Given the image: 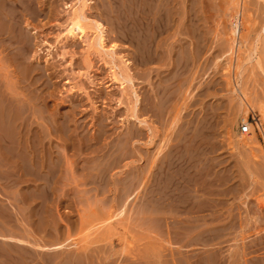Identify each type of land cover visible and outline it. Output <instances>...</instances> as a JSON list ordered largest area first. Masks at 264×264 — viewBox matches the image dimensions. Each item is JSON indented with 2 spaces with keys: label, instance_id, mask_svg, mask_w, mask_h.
Masks as SVG:
<instances>
[{
  "label": "rangeland",
  "instance_id": "rangeland-1",
  "mask_svg": "<svg viewBox=\"0 0 264 264\" xmlns=\"http://www.w3.org/2000/svg\"><path fill=\"white\" fill-rule=\"evenodd\" d=\"M176 1L195 26L178 16L147 51L144 0H86L84 37L65 28L81 0L15 1L17 35H0V264H264V0ZM95 21L107 49L90 47Z\"/></svg>",
  "mask_w": 264,
  "mask_h": 264
},
{
  "label": "bare ground",
  "instance_id": "bare-ground-1",
  "mask_svg": "<svg viewBox=\"0 0 264 264\" xmlns=\"http://www.w3.org/2000/svg\"><path fill=\"white\" fill-rule=\"evenodd\" d=\"M15 1H17V0H0V14H1V10H7L8 11V14L6 15V18H5V22H7V24L6 25H8V22H9V25H8V27H7V29H5L4 27V25L5 24H3L2 22H0L2 25H3V30H6L5 31V33L4 32H0V35H3V34H12V36L14 35L13 33H15L14 32V27H15V25H16V27H17V22L18 21H21V17H20V15H18L19 16V19L16 17V13L15 12H17L18 10H17V8H15ZM22 1V0H21ZM26 1V0H25ZM28 1V0H27ZM30 1V0H29ZM31 1H33V0H31ZM77 1H79V0H77ZM18 2H20V1H18ZM81 2H82V7L81 8H79V9H76L75 8V5L74 6H72V8H73V11H72V13H71V15L69 16V21H68V24H67V27H65L66 28V31H67V35H68V37H69V35H76V33L78 34H80V37H84V36H86L87 35V31H86V29H87V26H86V20H87V16H85L84 15V13L82 12V10H83V8L85 7V6H87V4H86V0H81ZM129 2V1H128ZM176 2H178V1H176V0H144V7L142 8V17H141V23H142V28H139V29H141L142 30V37H143V39H144V48L146 49V51L147 50H149V49H151L152 48V45H153V34H155V35H157V34H159V33H161V32H163V29H162V31H160V29L161 28H164V26L165 25H168L170 22H172V23H174L175 21H176V19H177V17L178 16H180V22H179V24L181 25V31L182 32H184L183 30H184V28H186V27H188V28H191V26H195L194 25V23H195V16H194V12H192V10H191V8H189V7H184V5H183V9H181V12L179 13L178 11H177V9H176ZM21 3V2H20ZM24 3V2H23ZM29 2H27L26 3V5L28 4ZM33 3V2H32ZM33 4H35V2L33 3ZM75 4V3H74ZM78 4H80V3H78ZM181 4H183V2L181 3ZM207 4V3H206ZM239 4V3H238ZM23 5V4H22ZM25 5V4H24ZM125 5V4H124ZM130 5V4H129ZM186 5V4H185ZM18 6V5H17ZM28 6L30 7L31 5L30 4H28ZM33 6V5H32ZM31 6V7H32ZM181 6V5H180ZM198 6V5H197ZM202 6V5H201ZM28 7V8H29ZM30 7V8H31ZM80 7V6H79ZM120 8H122V7H120ZM194 8H196V7H194ZM16 9V10H15ZM130 9V8H129ZM135 9V8H134ZM202 9V8H201ZM25 10V9H24ZM238 10H239V7H238ZM32 11V10H31ZM132 11V10H131ZM135 11V10H134ZM136 12V11H135ZM135 12H134V14H135ZM239 12V11H238ZM237 12V13H238ZM3 13V12H2ZM231 13V12H230ZM138 14V13H137ZM136 14V15H137ZM180 14V15H179ZM139 15V14H138ZM204 15H206V14H204ZM131 16V15H130ZM133 16H135V15H133ZM236 16V15H235ZM241 16V15H240ZM4 17V16H3ZM136 17V16H135ZM138 17V16H137ZM136 17V18H137ZM0 18H2L1 16H0ZM29 18V17H28ZM176 18V19H175ZM235 18V17H234ZM90 19V18H89ZM199 20V19H198ZM122 21V20H121ZM137 20H135V22H136ZM207 21V20H206ZM16 22V23H15ZM88 22V21H87ZM128 22V21H127ZM200 21H198V23H199ZM28 23V22H27ZM67 23V22H66ZM134 23V22H133ZM139 23V25H140V22H138ZM197 23V25H199ZM240 23V22H239ZM246 23V22H245ZM26 24V23H25ZM30 24V23H29ZM90 24V23H89ZM176 24V23H175ZM174 24V26L173 27H175L176 25ZM237 24V23H236ZM2 25H1V27H2ZM92 25V24H91ZM138 25V26H139ZM233 25V24H232ZM240 26V25H239ZM235 28H237L236 26H234ZM182 28H183V30H182ZM201 28V27H200ZM235 28H233V31H234V29ZM1 29V28H0ZM91 29H93V36H91V39H92V42H93V44L94 45H90V47L93 49V48H96L95 46H97L96 44H98V47L100 46L101 47V49L102 50H104V49H107V47H106V45H105V40H106V36H105V27L101 24V22H99V21H95V23L92 25V28ZM18 30V29H17ZM129 30V29H128ZM20 31V30H19ZM92 31V30H91ZM137 31H139V30H137ZM160 31V32H159ZM197 31H199V30H197ZM236 32H237V30H235ZM234 31V33L236 34V32ZM166 32V31H165ZM194 32H195V28H194V30L193 29H191V30H189L188 31V33H189V35L191 36V37H194V39H196V40H199V37L200 36H195V34H194ZM239 32V31H238ZM19 33V32H18ZM22 33V32H21ZM21 33H20V35H21ZM178 33H180V31H178L177 33H175L173 36L175 37V36H177L178 35ZM27 34V33H26ZM165 34V33H164ZM197 34V33H196ZM202 34H203V32H202ZM234 34V35H235ZM238 34V33H237ZM16 35H17V32H16ZM19 35V36H20ZM181 35V34H180ZM186 35L188 36V34H187V32H186ZM243 35V34H242ZM26 36V35H25ZM70 36V37H71ZM203 36V35H202ZM4 37V36H3ZM11 36H9L8 38H10ZM14 37V36H13ZM17 37V36H16ZM20 37H22V36H20ZM190 37V38H191ZM204 37V36H203ZM238 37H239V35H238ZM7 38V39H8ZM24 38V37H23ZM136 38V37H135ZM141 38V37H140ZM235 38H236V36H235ZM235 38H234V41H235ZM6 39V40H7ZM26 39H27V36H26ZM139 39V38H138ZM159 39V38H158ZM174 39V38H173ZM238 39V38H237ZM236 39V40H237ZM10 40H11V38H10ZM28 40V39H27ZM30 40V39H29ZM89 40H90V38H89ZM137 40V39H136ZM142 40V39H141ZM170 40V39H169ZM172 40V39H171ZM205 40V39H204ZM1 41H2V39L0 40V43H1ZM23 41V40H22ZM22 41L20 42V40L18 39V38H14L12 41H11V45H20V44H22ZM138 41V40H137ZM137 41H135L136 43H137ZM238 41V40H237ZM25 42H27V41H25ZM90 42H91V40H90ZM205 42V41H204ZM6 43V45H7V43H9L8 42V40L5 42ZM89 43V42H88ZM141 43H142V41H141ZM156 43V42H155ZM234 43V42H233ZM3 44V43H2ZM139 44V43H138ZM1 45V44H0ZM4 45V44H3ZM24 45V44H23ZM25 45H26V43H25ZM24 45V46H25ZM142 45H143V43H142ZM23 46V48L22 49H24L25 47ZM140 46H141V44H140ZM154 46V45H153ZM7 47V46H6ZM13 47H15V46H13ZM18 47V46H17ZM88 47V46H87ZM90 47H89V51H90ZM110 47V46H109ZM114 46H111L110 47V49L111 48H113ZM142 47V48H143ZM155 47V50H156V45L154 46ZM8 48V47H7ZM6 48V49H7ZM10 48V47H9ZM9 48H8V50H9ZM11 49V48H10ZM16 49V48H15ZM26 49V48H25ZM25 49L24 50H22V51H24L25 52ZM91 49V50H92ZM109 49V48H108ZM140 49V48H139ZM153 49V48H152ZM13 49H11L10 51H12ZM96 50V49H95ZM19 51V50H18ZM28 51V50H27ZM88 51V52H89ZM101 51V50H100ZM113 51V50H112ZM142 51V50H141ZM145 51V50H144ZM151 51H153V50H151ZM20 52V51H19ZM24 52H22V53H24ZM12 52H10L9 54H11ZM27 53V52H26ZM25 53V54H26ZM105 53V52H104ZM150 53V52H149ZM152 53V52H151ZM157 53V52H156ZM25 54H24V56H25ZM108 54V53H107ZM139 54V53H138ZM141 54H142V52H141ZM145 54V53H144ZM144 54H142V55H144ZM186 54V53H185ZM146 55V54H145ZM144 55V56H145ZM148 56L149 55H151V54H147ZM88 56V55H87ZM90 56V55H89ZM88 56V57H89ZM109 56V55H108ZM154 56V55H153ZM158 56V55H157ZM147 57V56H146ZM14 58V57H13ZM25 58V57H24ZM155 58V57H154ZM157 58V57H156ZM12 59V58H11ZM146 59H149V58H146ZM113 60V59H112ZM140 60V59H139ZM149 60H151V58L149 59ZM148 60V61H149ZM12 61V60H11ZM24 61V60H23ZM16 62V61H15ZM21 62H22V60H21ZM183 62H185V61H183ZM13 63V62H12ZM145 63V62H144ZM154 63V62H153ZM21 64V63H20ZM116 65V64H115ZM144 65V64H143ZM181 66V65H180ZM33 67V66H32ZM112 67H113V64H112ZM111 67V68H112ZM119 68H120V66H118ZM25 68V67H24ZM35 70H37V69H39V68H37L36 69V66H34L33 67ZM32 68V69H33ZM110 68V69H111ZM30 69V68H29ZM33 69V70H34ZM113 69V68H112ZM26 71H27V68L25 69ZM45 70V69H44ZM120 70H122V69H120ZM26 71H25V74L24 75H26ZM31 70H29V72H30ZM40 71V70H39ZM111 71H113V70H111ZM126 71H128V70H126ZM28 72V71H27ZM28 72V73H29ZM37 72V71H36ZM32 73V72H31ZM120 73V72H119ZM8 74V73H7ZM38 74V73H37ZM116 73H114V75H115ZM122 74V73H121ZM2 75V74H1ZM119 75V74H118ZM41 76V75H40ZM112 76V75H111ZM131 76V75H130ZM25 77V76H24ZM36 77V76H35ZM113 78V77H112ZM114 78L116 79V81H115V83L118 81V78L116 77V76H114ZM170 79V78H169ZM6 81V80H5ZM8 81H11V80H8ZM26 82V81H25ZM120 82V81H119ZM9 82H7V84H8ZM11 83V82H10ZM9 83V84H10ZM12 83H14V82H12ZM38 83V82H37ZM124 83V82H123ZM5 84V83H4ZM15 84V83H14ZM14 84H12V85H14ZM122 84V83H121ZM170 84V83H169ZM6 85V84H5ZM9 85H7V87H5V90H4V92L6 91L7 93L10 91L11 93L12 92H17V93H15L14 95H16V94H18V91H16L17 90V88L15 87V91H11L10 89V87H8ZM16 86V85H15ZM6 88H8V89H6ZM2 90V91H3ZM3 92V93H4ZM10 92H9V95H10ZM19 93H22V92H19ZM4 94H6V93H4ZM14 95H12V96H14ZM19 95V94H18ZM18 95H16V96H18ZM1 96H2V94H1ZM8 96V95H7ZM12 96H11V98H9L10 100L12 99ZM15 97V96H14ZM2 98H4V96L2 97ZM2 98H1V100H2ZM6 99H8V97L6 98ZM9 99H8V101H9ZM14 99V98H13ZM16 99V98H15ZM138 99V98H137ZM5 102H7V100H4ZM17 101H19V100H17ZM16 101V102H17ZM29 101H30V99H29ZM136 101V100H135ZM147 101H149V100H146V102ZM13 102V101H12ZM15 102V103H16ZM35 102V101H34ZM38 102V101H37ZM137 102V101H136ZM136 102H135V104H136ZM22 103V102H21ZM36 103V102H35ZM33 104V103H32ZM133 104V103H132ZM19 105H21L20 103H19ZM19 105H17L18 107H19ZM33 105H35V104H33ZM36 105H38L39 106V104H36ZM46 105H48V104H46ZM2 106V105H1ZM7 106V105H6ZM12 106V105H11ZM13 106H14V104H13ZM22 106V105H21ZM9 107V106H8ZM7 107V108H8ZM134 107V106H133ZM132 107V108H133ZM10 108V107H9ZM22 108V107H21ZM21 108H19V109H21ZM24 108L26 109V107L24 106ZM39 108H40V106H39ZM45 108H43V110H44ZM5 110H6V108H5ZM11 110V109H10ZM22 110V109H21ZM98 110V109H97ZM132 110V109H131ZM133 110L134 111H136L135 110V107L133 108ZM12 111V110H11ZM22 111H25V110H22ZM32 111V110H31ZM36 111V110H35ZM45 111V110H44ZM128 111H130V109L128 110ZM2 112V111H1ZM0 112V113H1ZM14 112V111H13ZM26 113L28 112V111H25ZM24 112V113H25ZM37 112V111H36ZM46 112V111H45ZM6 113V112H5ZM23 113V114H24ZM28 113H30V110H29V112ZM42 114H43V112H41ZM71 113V112H70ZM2 114H3V112H2ZM2 114H0V115H2ZM31 114V116L30 117H34L35 115H33V114H35L34 112L33 113H30ZM58 114V113H57ZM65 114V113H64ZM136 114V113H135ZM135 114H133V116L135 115ZM5 115V114H4ZM11 115H13L12 114V112H11ZM18 115V114H17ZM25 115V114H24ZM56 115V114H55ZM63 115V114H62ZM131 115V114H130ZM28 116V115H27ZM3 116H0V118H1V120L3 121V119L6 117H3ZM44 117V116H43ZM59 117V116H58ZM134 117H136V116H134ZM35 118V117H34ZM55 118V117H54ZM60 118V117H59ZM58 118V119H59ZM65 118V117H64ZM68 118V117H67ZM131 118V117H130ZM9 119V118H8ZM23 119V118H22ZM30 119H32V118H30ZM30 119H28L29 121H30ZM134 119V118H133ZM136 119V118H135ZM5 120V119H4ZM25 120V119H24ZM35 121H36V119H34ZM13 121V120H12ZM18 121V120H17ZM43 121V120H42ZM136 121H138L139 123H143V122H145V121H142L141 119H139V120H136ZM5 122H7L6 120H5ZM20 122V121H19ZM38 122V121H37ZM45 122V121H44ZM51 122V121H50ZM55 122V121H54ZM104 122V121H103ZM3 123V122H2ZM29 123V122H28ZM31 123V122H30ZM34 123V122H33ZM46 123V122H45ZM56 123V122H55ZM54 123V124H55ZM65 123V122H64ZM10 124V123H9ZM16 124V123H15ZM53 124V123H52ZM60 124H61V122H60ZM63 124V123H62ZM99 124V123H98ZM20 125H21V123H20ZM19 125V126H20ZM24 125H25V123H24ZM37 125H39V124H37ZM41 125V124H40ZM143 125V124H142ZM4 126V125H3ZM15 126V125H14ZM30 126V125H29ZM42 126V125H41ZM57 126H59V125H57ZM62 125H60V127H61ZM72 126V125H71ZM103 126V125H102ZM106 126V125H105ZM10 127H11V125H10ZM16 127V126H15ZM42 127H44V126H42ZM17 128V127H16ZM21 128V127H20ZM25 128V130H26V127H24ZM24 128H23V130H24ZM63 126L60 128L61 130H62V133H64L63 132ZM22 129V128H21ZM20 129V130H21ZM67 129V128H66ZM65 129V127H64V130H66ZM78 129V128H77ZM6 130V129H5ZM13 131H14V129H12ZM12 130H11V132H12ZM32 130V129H31ZM35 130H37V128L35 129ZM34 129H33V131H35ZM8 131V130H7ZM6 131V133H8V134H10V132H7ZM30 131V130H29ZM28 131V132H29ZM33 131H31V132H33ZM50 131V130H49ZM92 131V130H91ZM105 131V130H104ZM18 132V131H17ZM20 132V131H19ZM30 132V133H31ZM57 132V131H56ZM101 132H103V131H101ZM107 132V131H106ZM21 133H24V136H25V131L24 132H22L21 131ZM36 133V132H35ZM34 133V134H35ZM49 133V132H48ZM52 133H54V131H52ZM60 133V132H59ZM61 133V134H62ZM74 133V132H73ZM76 133V132H75ZM80 133H81V131H80ZM84 133V132H83ZM105 133V132H104ZM8 134H7V136H8ZM19 134V133H18ZM29 134V133H28ZM40 134V133H39ZM38 134V135H39ZM54 134H56V133H54ZM101 134V133H100ZM22 135V134H21ZM36 135V134H35ZM51 135V134H50ZM50 135H48V136H50ZM59 135V134H58ZM78 135V134H77ZM97 135H98V133H97ZM102 135V134H101ZM11 136H13V135H11L10 134V137ZM15 136H17V135H15ZM27 136V135H26ZM32 136H34V135H32ZM32 136H30V137H32ZM23 137V136H22ZM28 137H29V135H28ZM27 137V138H28ZM83 137H85V136H83ZM88 136H86V138H87ZM102 137V136H101ZM3 138H4V136H3ZM6 138V137H5ZM8 138V137H7ZM26 138V137H25ZM35 138H38V137H35ZM74 138V137H73ZM77 138H78V136H77ZM91 138H92V136H91ZM9 139H11V138H9ZM21 139V138H20ZM34 139V138H33ZM49 139V138H48ZM67 139V138H66ZM68 139H69V137H68ZM67 139V140H68ZM97 139H98V137H97ZM97 139H96V141H97ZM7 140V139H6ZM12 140V139H11ZM15 140V139H14ZM32 140V139H31ZM44 140V139H43ZM50 140H51V136H50ZM84 140V139H83ZM93 140V139H92ZM99 140H100V138H99ZM193 140V139H192ZM192 140H190V143H191V141ZM16 141V140H15ZM18 141H19V139H18ZM34 141V140H33ZM36 141V140H35ZM35 141H34V143H35ZM38 141H39V139H38ZM76 141V140H75ZM194 141V140H193ZM3 142H4V140H3ZM8 142V141H7ZM26 142H27V140H26ZM41 142H43V141H41ZM100 142V141H99ZM31 143V142H30ZM39 143V142H38ZM38 143H36V144H38ZM69 143H70V141H69ZM77 143V142H76ZM105 143V142H104ZM19 144V143H18ZM20 144H21V142H20ZM22 144H24V143H22ZM28 144V143H27ZM32 144V143H31ZM42 144V143H41ZM46 144H48V143H46ZM106 144V143H105ZM107 144H108V142H107ZM106 144V145H107ZM178 143H176L175 144V146L177 145ZM193 144V143H192ZM15 145V144H14ZM33 145V144H32ZM31 145V146H32ZM43 145V144H42ZM49 145H50V143H49ZM84 145H85V143H84ZM194 145V144H193ZM21 146V145H20ZM24 146V145H23ZM29 146V145H28ZM35 146V145H34ZM33 146V147H34ZM72 146V145H71ZM100 146V145H99ZM173 146V145H172ZM186 146V145H185ZM14 147V146H13ZM19 147V146H18ZM17 147V148H18ZM38 147H39V145H38ZM40 147H43V146H40ZM54 147V146H53ZM76 147V146H75ZM74 147V148H75ZM83 147H86V146H83ZM92 147V146H91ZM107 147V146H106ZM4 148H5V145H4ZM11 148V147H10ZM15 148V147H14ZM29 148V147H28ZM27 148V149H28ZM32 148V147H31ZM30 148V149H31ZM34 148H36V147H34ZM55 148V147H54ZM70 148V147H69ZM88 148V146L86 147V148H84L85 150ZM99 148V147H98ZM103 148V147H102ZM110 148V147H109ZM191 149H193L192 148V146L190 147ZM197 148V147H196ZM19 149V148H18ZM29 149V150H30ZM33 149V148H32ZM37 149V148H36ZM51 149V148H50ZM65 149V148H64ZM71 149V148H70ZM104 149V148H103ZM102 149V150H103ZM111 149V148H110ZM15 150V149H14ZM17 150V149H16ZM45 150H46V148H45ZM75 150V149H74ZM88 150V149H87ZM86 150V151H87ZM99 150H101V149H99ZM105 150V149H104ZM107 150V149H106ZM182 150V149H181ZM199 150V149H198ZM26 151H28V150H26ZM31 151V150H30ZM35 151V150H34ZM47 151V150H46ZM55 151V150H54ZM70 151V150H69ZM98 151V150H97ZM188 151H189V148H188ZM193 151V150H192ZM191 150H190V152H192ZM18 152H21L20 150L18 151ZM29 152V151H28ZM38 152V151H37ZM48 152V151H47ZM51 152V151H50ZM50 152H48V153H46L47 155L48 154H51ZM72 152V151H71ZM75 152V151H74ZM100 152V151H99ZM189 152V153H190ZM202 152V151H201ZM11 153V152H10ZM13 153V152H12ZM16 153H17V151H16ZM23 153V152H22ZM65 153H66V151H65ZM64 153V154H65ZM79 153H80V151H79ZM175 153V152H174ZM188 153V154H189ZM195 153V152H194ZM193 153V154H194ZM20 154V153H19ZM32 154V153H31ZM37 154V153H36ZM45 154V155H46ZM54 154V153H53ZM56 154V153H55ZM63 154V153H62ZM100 154V153H99ZM186 154V153H185ZM193 154H190V155H193ZM13 155V154H12ZM11 155V156H12ZM14 155L16 156V154L14 153ZM106 155V154H105ZM169 155H170V152H169ZM181 155H183V154H181ZM11 156H9V158L11 157ZM22 156H23V154H22ZM21 155H20V159H22L23 160V158L24 157H22ZM30 156V155H29ZM40 156V155H39ZM42 156V155H41ZM56 156V155H55ZM55 156H54V158H55ZM82 156V155H81ZM97 156V155H96ZM165 156V155H164ZM167 156V155H166ZM174 156V155H173ZM178 155H176V157H177ZM189 156V155H188ZM7 157V156H6ZM14 157V156H13ZM16 157H19L18 156V154H17V156ZM49 157H51V156H49ZM53 157V156H52ZM68 157V156H67ZM76 157V156H75ZM163 157V156H162ZM171 157V156H170ZM183 157V156H182ZM182 157H180V155H179V157L178 158H182ZM187 157V156H186ZM26 158H27V156H26ZM32 158V157H31ZM34 158H35V156H34ZM57 158V157H56ZM64 158H65V156H64ZM73 158V157H72ZM101 158V157H100ZM173 158V157H172ZM174 158H175V156H174ZM193 158H194V156H193ZM11 159H12V157H11ZM10 159V160H11ZM46 159V158H45ZM44 159V160H45ZM53 159V158H52ZM59 159H60V157H59ZM93 159V158H92ZM95 159V158H94ZM93 159V160H94ZM161 159V158H160ZM176 160H177V158H175ZM175 159H171L170 158V160L173 162V160H174V162H176L175 161ZM9 160V161H10ZM34 160H41V159H34ZM49 160V159H48ZM62 160V159H61ZM64 160H67V159H64ZM88 160V159H87ZM189 160H191V158L189 157ZM193 160V159H192ZM7 161V160H6ZM8 161V162H9ZM19 161H21V160H19ZM33 161V160H32ZM47 161V160H46ZM105 161V160H104ZM109 161V160H108ZM162 161H163V159H162ZM185 161V160H184ZM183 161V162H184ZM195 161V160H194ZM1 162V161H0ZM12 163H13V161H11ZM10 162V163H11ZM15 162V161H14ZM24 162V161H23ZM34 162V161H33ZM39 162H42V161H39ZM44 162V161H43ZM52 162V161H51ZM95 163H96V161H94ZM112 162V161H111ZM173 162V163H174ZM186 162H187V160H186ZM11 163V164H12ZM21 163V162H20ZM34 163H37V161L36 162H34ZM54 163V162H53ZM65 163H66V161H65ZM72 163H74V162H72ZM84 163V162H83ZM87 163V162H86ZM157 163H160V162H157ZM172 163V164H173ZM185 163V162H184ZM1 165H2V162L0 163ZM5 164V163H4ZM6 164H8V163H6ZM26 164V163H25ZM25 164L23 165V166H25ZM46 164H48V163H46ZM175 164H177V163H175ZM174 164V165H175ZM181 163H179V165H180ZM183 164V163H182ZM181 164V165H182ZM188 164V163H187ZM1 165H0V167H1ZM28 165V164H27ZM55 165V164H54ZM57 165H58V163H57ZM63 165V164H62ZM159 165V164H158ZM162 165V164H161ZM160 165V166H161ZM166 166H167V164H165ZM180 165V166H181ZM185 165H186V163H185ZM5 166V165H4ZM3 166V167H4ZM9 166V168L11 167L10 166V164L8 165ZM8 166H6V167H8ZM29 166V165H28ZM28 166H26V167H28ZM171 166V165H170ZM177 166V165H176ZM176 166H173V167H176ZM192 166H194V164L192 165ZM18 167V166H17ZM37 167H38V165H37ZM43 167V166H42ZM46 167H47V165H46ZM56 167H58V166H56ZM92 167V166H91ZM125 167V166H124ZM165 167V166H164ZM188 167V166H187ZM191 167V166H190ZM8 168V170L10 171L11 169H9ZM13 168H14V166H13ZM19 168V167H18ZM17 168V169H18ZM25 168V167H24ZM30 168H31V166H30ZM40 169H41V167H39ZM38 168V169H39ZM71 168H72V166H71ZM154 168V167H153ZM167 168H168V166H167ZM179 168V167H178ZM184 168V167H183ZM182 168V169H183ZM194 168V167H193ZM4 169V168H3ZM2 169V170H3ZM14 169H16V168H14ZM45 169V168H44ZM50 169H51V167H50ZM59 169V168H58ZM85 169V168H84ZM154 169H156V167L154 168ZM153 169V170H154ZM162 169H163V166H162ZM185 169H186V167H185ZM7 170V169H6ZM24 170V169H23ZM26 170H29V168H27ZM25 170V171H26ZM31 170H32V168H31ZM43 170V169H42ZM45 170H47V169H45ZM49 170V169H48ZM157 170V169H156ZM155 170V171H156ZM161 170V169H160ZM168 170H169V168H168ZM191 170L192 169H190V172H191ZM194 170V169H193ZM1 171V170H0ZM18 172H19V169L17 170ZM52 171V170H51ZM56 171V170H55ZM55 171H54V173H55ZM68 171H69V169H68ZM68 171H67V173H68ZM70 171H72V170H70ZM69 171V172H70ZM87 171V170H86ZM85 171V172H86ZM159 171V170H158ZM176 171H177V169H176ZM180 171V170H179ZM14 172V171H13ZM32 172V171H31ZM31 172L29 171V173L31 174ZM41 172V171H40ZM58 172V171H57ZM56 172V173H57ZM74 172V171H73ZM83 172V171H82ZM123 172V171H122ZM174 172H175V169H174ZM187 172V171H186ZM190 172H188V173H190ZM15 173V175H16V171L14 172ZM23 173V172H22ZM26 173V175H28L27 174V171L25 172ZM33 173V172H32ZM71 173V172H70ZM70 173H69V175H70ZM160 173H162V172H160ZM164 173V172H163ZM167 174H168V172H166ZM165 173V174H166ZM177 173H180V172H177ZM24 174V173H23ZM39 174V173H38ZM47 174V173H46ZM46 174H42V175H44V177H46ZM84 174V173H83ZM104 174V173H103ZM154 174V173H153ZM164 174V175H165ZM173 174H175L176 175V173H173ZM37 175V174H36ZM49 175H51V174H49ZM72 175V174H71ZM76 175H78V174H76ZM99 175V174H98ZM101 175H102V173H101ZM163 174H161V176H162ZM172 175V174H171ZM174 175V176H175ZM7 176H9V175H7ZM31 176V175H30ZM33 176H35V172H34V174H33ZM38 176V175H37ZM96 176H97V174H96ZM124 176V175H123ZM177 176H178V174H177ZM186 177V175L185 176H183L182 175V173L180 174V177ZM40 178H38V179H40L41 180V176H39ZM43 177V176H42ZM43 177V178H44ZM47 177H48V175H47ZM46 177V178H47ZM73 177V176H72ZM78 177H81V175H79ZM157 177H158V174H157ZM163 177V176H162ZM37 178V177H36ZM49 178H50V176L48 177V180H49ZM83 178V177H82ZM155 178H156V175H155ZM168 178V177H167ZM169 178H170V175H169ZM174 178V177H173ZM172 178V179H173ZM179 178V177H178ZM177 178V179H178ZM35 179V178H34ZM51 179V178H50ZM93 179V178H92ZM171 179V180H172ZM40 180L38 181V182H40ZM47 180V179H46ZM91 180V179H90ZM100 180V179H99ZM175 180V179H174ZM179 180V179H178ZM193 180V179H192ZM37 181V180H36ZM35 181V182H36ZM159 181V180H158ZM173 181V180H172ZM185 181V180H184ZM26 182V181H25ZM42 182V181H41ZM51 181H49L48 182V184L50 183ZM86 182V181H85ZM84 182V183H85ZM87 182H88V180H87ZM166 182V181H165ZM83 183V182H82ZM173 182H171V184H172ZM37 184V183H36ZM36 184H34V185H36ZM114 184V183H113ZM165 184V183H164ZM163 184V185H164ZM38 185V184H37ZM50 185V184H49ZM84 185V184H83ZM86 185V184H85ZM116 185V184H115ZM118 185V184H117ZM121 185V184H120ZM141 185V184H140ZM167 185V184H166ZM43 186V185H42ZM48 186V185H47ZM46 186V187H47ZM52 186V185H51ZM50 186V190H51V187ZM72 186V185H71ZM78 186V185H77ZM122 186V185H121ZM169 186V185H168ZM40 187V186H39ZM62 187V186H61ZM73 187V186H72ZM123 188H124V186H122ZM131 187V186H130ZM133 187V186H132ZM139 187V186H138ZM141 187V186H140ZM147 187V186H146ZM155 187H156V185H155ZM158 187H160V186H158ZM187 187V186H186ZM49 188V187H48ZM58 188V187H57ZM125 188H127V187H125ZM148 188V187H147ZM161 188V187H160ZM184 188V187H183ZM41 189V188H40ZM39 189V190H40ZM73 189V188H72ZM130 189V188H129ZM167 189H168V187H167ZM170 189V188H169ZM174 189V188H173ZM186 189V188H185ZM44 190V189H43ZM48 191H46V192H49V189H47ZM155 190V189H154ZM175 190V189H174ZM182 190V189H181ZM169 191V190H168ZM186 191V190H185ZM155 194V193H154ZM186 194V193H185ZM41 195H42V193H41ZM120 198H122V197H120ZM182 199V198H181ZM114 201V200H113ZM122 201V200H121ZM117 203V202H116ZM123 203V202H122ZM172 203V202H171ZM194 204V203H193ZM117 205H118V203H117ZM123 206V205H122ZM184 208V207H183ZM257 210V209H256ZM121 212H124V211H121ZM188 212V211H187ZM120 214V213H119ZM112 216V215H111ZM108 221V220H107ZM208 234H209V232H207ZM204 234V233H203ZM205 234H206V232H205ZM208 234H206V235H208ZM7 237V236H6ZM196 238V237H195ZM199 238H201V237H199ZM207 238H210V236L209 237H207ZM206 239V238H205ZM204 239V240H205ZM208 240V239H207ZM210 240H211V238H210ZM214 240V239H213ZM35 243V242H34ZM195 243V242H194ZM205 244H207V242H205ZM195 245V244H194ZM58 246V245H57ZM43 247V246H42ZM45 247V246H44ZM53 248V247H52ZM201 248V247H200ZM205 248V247H204ZM198 249V248H197ZM40 250V249H39ZM193 250H194V248H193ZM201 250V249H200ZM216 250V249H215ZM197 251V250H196ZM199 251V250H198ZM195 253V252H194ZM197 253V252H196ZM191 254H193V253H191ZM195 255V254H194ZM194 255H191V256H194ZM196 255H198V254H196ZM204 255V254H203ZM209 255V254H208ZM247 255V254H246ZM220 256V255H219ZM250 256V255H249ZM38 257V256H37ZM213 257V256H212ZM203 258V257H202ZM210 258V257H209ZM19 259V258H18ZM194 259H196V260H191L192 262H196L197 261V258H194ZM212 259V258H211ZM214 259V258H213ZM258 259V258H257ZM256 259V260H257ZM44 260V259H43ZM218 260V259H217ZM246 260V259H245ZM202 261H203V259H202ZM210 261V260H209ZM212 261H215V260H212ZM246 261H248V260H246ZM246 261H244V262H246ZM17 262V261H16ZM194 262V263H195ZM205 262V261H204ZM204 262H202V263H204ZM250 262V261H249ZM216 263V262H215ZM217 263H219V262H217ZM201 264V263H200ZM205 264V263H204ZM207 264V263H206ZM211 264V263H210ZM212 264H213V262H212ZM220 264V263H219Z\"/></svg>",
  "mask_w": 264,
  "mask_h": 264
},
{
  "label": "built area",
  "instance_id": "built-area-1",
  "mask_svg": "<svg viewBox=\"0 0 264 264\" xmlns=\"http://www.w3.org/2000/svg\"><path fill=\"white\" fill-rule=\"evenodd\" d=\"M249 131V126L244 124L241 126V132L242 133H247Z\"/></svg>",
  "mask_w": 264,
  "mask_h": 264
}]
</instances>
